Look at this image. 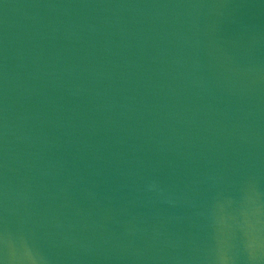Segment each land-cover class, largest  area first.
I'll return each mask as SVG.
<instances>
[{
    "label": "water",
    "instance_id": "1",
    "mask_svg": "<svg viewBox=\"0 0 264 264\" xmlns=\"http://www.w3.org/2000/svg\"><path fill=\"white\" fill-rule=\"evenodd\" d=\"M0 264H264V0H0Z\"/></svg>",
    "mask_w": 264,
    "mask_h": 264
}]
</instances>
